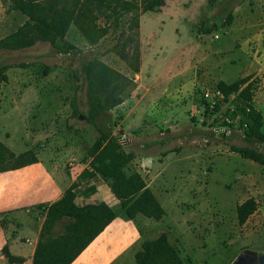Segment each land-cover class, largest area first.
<instances>
[{
  "label": "rangeland",
  "instance_id": "rangeland-1",
  "mask_svg": "<svg viewBox=\"0 0 264 264\" xmlns=\"http://www.w3.org/2000/svg\"><path fill=\"white\" fill-rule=\"evenodd\" d=\"M120 1L70 0L47 20L32 0H0V41L36 22L79 50L61 54L41 42L0 48V143L68 175L89 169L100 131L135 155L126 173L141 175L165 213L158 221L138 215L141 238L113 264H136L142 243L162 234L185 264H234L246 249L264 252V166L231 148L264 154V142L240 123L248 105L218 90L220 82L249 77L264 134V0H164L141 14L135 33L109 28L102 36ZM88 61L133 80L132 95L108 109L120 96L118 75L107 72L93 93L82 71ZM92 93L104 104L95 124L87 120ZM249 199L257 210L241 225L237 209ZM45 215L38 206L12 212L5 229L40 240Z\"/></svg>",
  "mask_w": 264,
  "mask_h": 264
},
{
  "label": "trees",
  "instance_id": "trees-1",
  "mask_svg": "<svg viewBox=\"0 0 264 264\" xmlns=\"http://www.w3.org/2000/svg\"><path fill=\"white\" fill-rule=\"evenodd\" d=\"M70 0H32L34 11L42 18L51 20ZM164 0H123L116 3L106 15L110 20V26L105 29L102 36L107 35L109 28L114 33L125 35L129 30L136 32L140 27L141 14L154 12L164 6ZM127 29V31H126ZM37 42L48 43L61 54L78 53V48L60 38L55 32L40 23L28 22L16 32L0 41V48L24 49L34 46ZM126 59V57H123ZM25 67V64H22ZM137 73L139 66L137 60L130 64ZM3 68L0 73H4ZM88 81L89 90L96 91L98 81L108 72L116 74L106 65L95 62H87L82 68ZM117 85L113 91L119 92V98L112 96V104L108 109L117 106L128 99L136 87V83L120 74ZM3 79H6L4 76ZM250 78L246 77L232 84L220 82L219 92L228 98L237 95L248 105L240 123L245 127L248 137H256L264 142V134L258 131L263 126L262 115L250 106L253 92ZM90 95L91 110L87 120L95 124L104 104L101 99ZM232 151L238 153L241 158L254 161L264 166V154L250 148H237L232 146ZM89 169L84 170L79 176L82 180L102 178L110 181L111 191L119 201L121 213H117L111 206L105 203L98 205L88 204L79 206L76 203L75 190L78 181L71 184L62 198L50 205L41 204L38 208L45 212V221L42 225L40 240L35 249L33 264H72L89 245L117 218L122 217L127 221H133L138 215L146 218L161 220L164 209L155 197L147 182L138 173L128 175L126 168L135 159L133 153H127L119 140L109 133L100 131L99 139L89 151ZM15 161L11 164V161ZM38 163L35 156L23 154L15 157L0 143V173L18 170L26 166ZM257 210L254 199H249L238 206V220L245 224L249 217ZM12 212L0 213V225L6 228L10 221L6 220ZM61 232L57 233V228ZM3 255L10 264L22 263V258L11 256L8 247L3 248ZM136 264H185L178 250L172 246L166 234H162L155 240L144 241L142 249L135 254Z\"/></svg>",
  "mask_w": 264,
  "mask_h": 264
},
{
  "label": "crops",
  "instance_id": "crops-1",
  "mask_svg": "<svg viewBox=\"0 0 264 264\" xmlns=\"http://www.w3.org/2000/svg\"><path fill=\"white\" fill-rule=\"evenodd\" d=\"M148 161L150 160L147 159L146 163ZM86 168L84 166L77 172L75 169L68 175L57 166L50 168L40 161L18 170L0 173V213L57 202ZM75 193L79 206L105 203L121 213L119 201L114 197L110 186L101 183L99 178L78 183ZM8 225L12 226V223ZM7 230L0 225V264H10L2 252L5 246L11 256L23 259L22 263L15 264H33L38 237L24 236L27 232L24 230L9 235ZM9 231L14 232L11 229ZM106 233V238L101 240ZM140 238L135 222L117 217L72 264H113Z\"/></svg>",
  "mask_w": 264,
  "mask_h": 264
},
{
  "label": "water",
  "instance_id": "water-1",
  "mask_svg": "<svg viewBox=\"0 0 264 264\" xmlns=\"http://www.w3.org/2000/svg\"><path fill=\"white\" fill-rule=\"evenodd\" d=\"M234 264H264V252L246 249L238 256Z\"/></svg>",
  "mask_w": 264,
  "mask_h": 264
}]
</instances>
